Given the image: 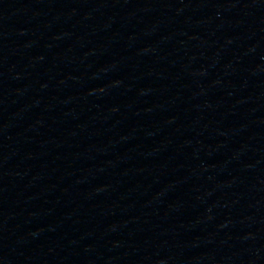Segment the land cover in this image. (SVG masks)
<instances>
[{"label": "water", "instance_id": "1", "mask_svg": "<svg viewBox=\"0 0 264 264\" xmlns=\"http://www.w3.org/2000/svg\"><path fill=\"white\" fill-rule=\"evenodd\" d=\"M0 264H264V0H0Z\"/></svg>", "mask_w": 264, "mask_h": 264}]
</instances>
